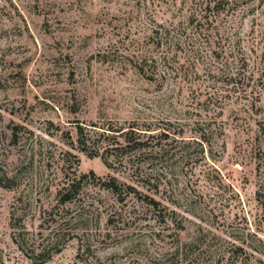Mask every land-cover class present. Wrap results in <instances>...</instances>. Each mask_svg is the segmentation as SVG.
Segmentation results:
<instances>
[{
	"label": "rangeland",
	"instance_id": "374dc122",
	"mask_svg": "<svg viewBox=\"0 0 264 264\" xmlns=\"http://www.w3.org/2000/svg\"><path fill=\"white\" fill-rule=\"evenodd\" d=\"M200 1L0 0V264H264V0Z\"/></svg>",
	"mask_w": 264,
	"mask_h": 264
},
{
	"label": "trees",
	"instance_id": "16d2710c",
	"mask_svg": "<svg viewBox=\"0 0 264 264\" xmlns=\"http://www.w3.org/2000/svg\"><path fill=\"white\" fill-rule=\"evenodd\" d=\"M211 2H212V0H201L200 1V3H198V5L201 7L200 8V11L202 12V11H207L208 9H211ZM219 1H216V3H218ZM203 7V8H202ZM216 7V5H214L213 7H212V9H214ZM204 16H206V17H208V16H210L208 13H204L203 14ZM202 15V16H203ZM122 130V129H121ZM121 130H115L116 132L117 131H120L119 132V134L120 135H122V134H124V135H127L128 133H129V131L127 132L126 131V133H124L125 131H121ZM132 130V129H131ZM102 132H105V131H102ZM132 132V131H131ZM101 134H104V133H101ZM125 141H127L128 142V144H129V142L131 141V139L128 137V138H126L125 139ZM136 142V144H143L142 142L140 143V141H135ZM106 163L109 165L110 163H108L107 161H106ZM84 175H82V177H83ZM76 184H79V180H77V181H75V182H73L70 186L71 187H74ZM110 186V188L112 189V190H116L117 189V186H116V184L114 183V182H112V184H110L109 185ZM131 189H133V190H135V188L134 187H131ZM73 193V191H72V189L70 188L69 190H67L65 193H64V195H63V197H62V201H66V200H69V199H71V197H72V194ZM151 202H152V204H154V205H158V202L157 201H155L154 199H151Z\"/></svg>",
	"mask_w": 264,
	"mask_h": 264
}]
</instances>
